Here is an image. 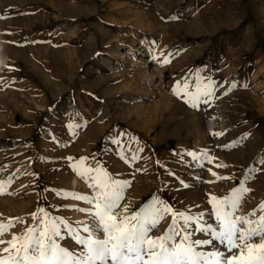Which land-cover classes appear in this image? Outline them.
I'll use <instances>...</instances> for the list:
<instances>
[{
    "label": "rangeland",
    "instance_id": "obj_1",
    "mask_svg": "<svg viewBox=\"0 0 264 264\" xmlns=\"http://www.w3.org/2000/svg\"><path fill=\"white\" fill-rule=\"evenodd\" d=\"M81 158L128 182L119 214L160 201L216 227L211 197L241 185L236 214H264V0H0V223L20 218L0 239L44 209L79 251Z\"/></svg>",
    "mask_w": 264,
    "mask_h": 264
},
{
    "label": "snow or ice",
    "instance_id": "obj_2",
    "mask_svg": "<svg viewBox=\"0 0 264 264\" xmlns=\"http://www.w3.org/2000/svg\"><path fill=\"white\" fill-rule=\"evenodd\" d=\"M207 87L208 91L203 93L199 88L196 93L186 92L193 107L199 103L201 94H211L212 84ZM184 88L186 91L187 84ZM176 94L179 96L180 92ZM85 159L81 158V165L74 167L81 177L93 180L90 187L96 189V194L76 198L93 205L79 209L89 216L90 222H77L81 227L72 228L64 221L79 251L57 242L61 237L60 222L39 209L32 214L37 224L27 228L22 238L13 235L9 241L0 239V245H9L2 249L7 255H0V264H264V214L257 216L256 210L243 216L236 214L251 189L241 185L228 196L211 197L216 227L202 223L203 213L190 215L167 204L157 207L160 201L131 215L127 214V208L123 209L124 214H119L117 210L121 208L128 182L113 179L102 168L82 167ZM4 190L0 184V194ZM259 208L264 212V203ZM167 214L172 217L167 230L159 236L151 235ZM19 219L0 223V237ZM192 222L199 225L195 231L207 233L211 238L194 239V233L189 231ZM205 246H212V250H202Z\"/></svg>",
    "mask_w": 264,
    "mask_h": 264
},
{
    "label": "bare ground",
    "instance_id": "obj_3",
    "mask_svg": "<svg viewBox=\"0 0 264 264\" xmlns=\"http://www.w3.org/2000/svg\"><path fill=\"white\" fill-rule=\"evenodd\" d=\"M165 25H166V24H165ZM184 25H185V24H184ZM228 25H229V24H228ZM173 26H174V25H173ZM181 26H182V25H181ZM186 27H188V26H186ZM186 27H185V28H186ZM179 28H180V27H179ZM183 28H184V27H183ZM183 28H182V29H183ZM186 30H188V29H186ZM183 31H184V30H183ZM185 32H186V31H185ZM181 33H182V32H181ZM33 68H34V67H33ZM166 99H167V98H166ZM167 100H168V99H167ZM165 101H166V100H165ZM167 102H168V101H167ZM169 104H170V103H169ZM195 119H196V118H195ZM189 121H190V119H189ZM194 121H195V120H194ZM196 121H197V120H196ZM191 123H193V122H191ZM195 125H196V123H195ZM153 126H154V125H153Z\"/></svg>",
    "mask_w": 264,
    "mask_h": 264
}]
</instances>
